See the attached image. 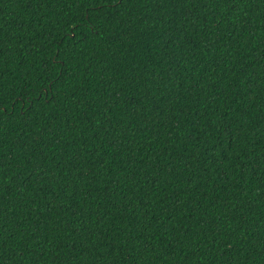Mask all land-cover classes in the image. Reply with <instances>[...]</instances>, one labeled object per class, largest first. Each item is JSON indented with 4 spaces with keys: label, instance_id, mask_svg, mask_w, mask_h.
Masks as SVG:
<instances>
[{
    "label": "trees",
    "instance_id": "1",
    "mask_svg": "<svg viewBox=\"0 0 264 264\" xmlns=\"http://www.w3.org/2000/svg\"><path fill=\"white\" fill-rule=\"evenodd\" d=\"M0 264H264V0H0Z\"/></svg>",
    "mask_w": 264,
    "mask_h": 264
}]
</instances>
